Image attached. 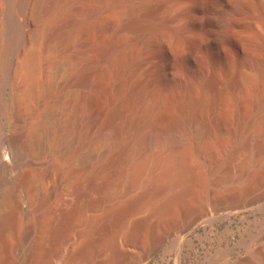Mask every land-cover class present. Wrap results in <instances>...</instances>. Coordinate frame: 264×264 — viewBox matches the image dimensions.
I'll use <instances>...</instances> for the list:
<instances>
[{"label":"rangeland","instance_id":"obj_1","mask_svg":"<svg viewBox=\"0 0 264 264\" xmlns=\"http://www.w3.org/2000/svg\"><path fill=\"white\" fill-rule=\"evenodd\" d=\"M7 2L0 0V51L8 13L15 16L22 32L20 42L7 60L1 62L0 56V160L9 161L12 155V136H15L19 145H29L34 139L32 137L37 135L41 139L45 136L44 149L46 155L51 156L47 158H54L51 155L54 152L62 155L72 138L69 130L72 123L68 117L72 114L75 117L82 115V111L72 107L75 96L88 100L89 112L99 120L106 115L111 104H116L122 113L113 119V124L125 125L129 134L138 128L149 130L151 126L147 122H139L138 118L143 117L144 106L149 104L152 97L157 102L160 98V104L154 107L155 118H152V124L163 129L168 122V107L165 104L172 95L167 85L176 76L181 103L186 104L192 98L190 96L201 93L211 99L204 112L206 132L198 134L200 123L195 121L188 131L182 129L176 133L175 147L202 154L222 141L227 144L217 163L212 164L209 160L204 163L208 166L205 170L211 171H203L207 179L203 191L205 196L221 198L228 190H236L233 188L245 181L249 171L264 160V119L261 117L264 110V75L259 73L264 66V0H23L20 7L11 6ZM56 7L58 9L52 17V10ZM126 7L131 10L125 13ZM112 20H117L119 26L115 25L107 31L98 27L100 23L109 24ZM50 21L53 24L49 25ZM141 21H153L158 30L154 28L156 30L144 31ZM172 30L176 31V41L165 38L164 34H171ZM123 40L131 45H126ZM95 43L108 47L109 55L92 48ZM77 44L86 50V56L75 55L70 57L71 60L65 55L73 51ZM29 53L35 54L37 62V84L32 92H27L25 78V59ZM127 54L133 55L131 69L124 74L113 73L115 65L130 57ZM181 54L188 56L185 66L190 69L198 66L199 75L209 80L210 83L201 92L195 89L191 91L190 77L184 72L179 73ZM87 59L95 60L94 65L86 66L84 63ZM77 74L79 76L75 77ZM6 76H9V81H6ZM147 81L151 93L146 88L144 94L147 92L151 97L146 95L145 100L149 102L145 101L146 105L143 106L144 100L140 101L135 94H140L138 88L141 82ZM158 85L163 87L162 92L152 94L153 88V91L157 90ZM135 87L137 91L133 90ZM44 117L51 118L53 126L50 123L47 126ZM197 123L199 127H196ZM95 131L96 127H90L86 131V142L73 144L76 152H70V157L58 156V159L55 156L54 161L76 165L79 159L89 154L101 152L109 155L112 151L110 145L95 141ZM154 147L152 141L147 142L146 154H151ZM83 176L78 175L79 184L73 194H76L74 198L77 199L70 196L63 205L64 210H68V216L62 221L64 225H59L63 229L56 230L61 233H58L55 245L53 241L50 244L51 251L58 254L53 255V264H59L68 253L67 245L75 238L70 230L79 226L81 218H72L74 209H82V215L87 211L92 212L89 211L91 203H96V208H99L98 204H102L107 192L99 184L96 191L92 190L93 184ZM9 180L11 177L8 176L7 181L0 185V201L9 191ZM132 190V193L137 191L136 187ZM17 194L25 205V193L18 190ZM246 197L249 198L248 203L232 208L228 215L216 218L209 224L204 221V217H174L172 209L168 208L170 206L165 205L167 209L163 208L160 218L164 215L163 220L169 217L172 219L163 224L164 231L160 230L153 250L138 264H264V184ZM23 210H26L25 206ZM145 212L142 214L148 215ZM155 219L151 218L153 221ZM10 223L9 230L7 226L2 227V230L5 229V233L0 231L3 236L11 233L15 225L25 224L17 220ZM137 236L139 239L136 243L140 241L141 233ZM11 238L3 247L10 251V264H17L19 256L27 253L28 239L26 234L17 241ZM8 243L13 244V250H9ZM125 262L123 256L111 264Z\"/></svg>","mask_w":264,"mask_h":264},{"label":"bare ground","instance_id":"obj_2","mask_svg":"<svg viewBox=\"0 0 264 264\" xmlns=\"http://www.w3.org/2000/svg\"><path fill=\"white\" fill-rule=\"evenodd\" d=\"M7 1L9 2H7L8 4L16 7H20L23 2V0ZM126 8V11H124L125 13L131 10L128 7ZM57 9L58 7L52 10V17L56 14ZM127 14H129V12ZM113 20L112 22L115 21ZM112 22L109 24L108 22L100 23L98 27L106 29L107 31V29H113L115 25L119 26L116 24L117 20L114 22L115 24ZM49 23V25L53 24L51 21ZM143 23L145 22L141 21L142 25H140L141 28L143 27L144 31L154 28L157 29L158 27H156L157 24H154L153 21L147 22L144 25ZM189 23L188 21V24ZM5 25L4 42L0 51V56L2 58L1 62H5L10 53L18 45L22 32L20 30V23L11 13H8ZM134 25L136 26L139 24L136 23ZM43 26L44 25H42V27ZM141 28L138 27V29ZM172 31L171 34H164L165 38L168 41L171 39H174V41L178 40L176 31H173V33ZM125 41L127 42L128 40L126 39ZM132 45L135 44L132 43ZM92 48L99 49V51L101 50L102 53L104 52L106 55H109L108 52H110L108 47H104V45L97 43H95ZM85 51L82 45L77 44L74 50L67 52L65 56L69 58L75 57V55L85 57ZM130 54L132 53L130 52ZM130 54H127V56L130 57L126 56L128 59L125 60V62H121L122 64L119 62L120 64L115 65L113 73L124 74L131 69L133 55ZM70 59L72 60V58ZM180 60L181 62L178 65L179 73L184 72L188 74L191 79L189 84L192 88L191 91L195 89V91L198 90L201 92L210 83L208 82L209 80L207 81L199 75L198 66L195 67V69H190L185 66V63L188 61V56L186 54H181ZM36 63L35 54L29 53L25 59L27 92H32L34 86L37 84L35 76ZM94 63L95 60L87 59L84 64L86 66H91L94 65ZM259 73L264 75V66L260 68ZM77 76L79 75H75V77ZM6 81H9V76H6ZM141 83L139 86L140 89L138 88V93L140 94H134L138 96L137 99L144 100H140L143 101L144 106L149 102L145 100L147 99V92L144 94L146 88H148L149 93L151 92L149 87H147L150 86L148 85V81ZM158 86L155 91H153L155 88H153V90L150 88L152 94L155 93L156 95L162 92L163 87ZM118 87L121 88L123 86ZM137 87L133 90H136ZM167 87L172 91L171 97L168 96L170 98L166 101L168 105L165 104V107H168V112L166 113L168 115L167 126L160 129L152 124V118H155L154 107H156L157 103L160 104V98H158L157 102V100H154L152 97L149 104H147L146 107L144 106L145 110H143V117L138 118L140 119L139 122H147L151 127L147 131L138 128L133 134H129L128 127L123 124V126H114L113 119L122 113L119 109L120 107L118 108L116 104V106L111 104L110 106L112 107H110L107 113L105 112L106 115L100 117L101 119L99 120L89 112L87 99V101L84 99L83 101L81 97H72L73 109L79 110L80 112L82 111V115L80 114L79 117H75L76 115L72 114L68 117V120L72 123V126H69V130L71 131L69 132L72 133L71 141L68 143V146L65 145L67 147L64 149L65 153L63 152L62 155L61 153L59 155L57 154L58 152H54L51 155L54 158L55 156H57V158L58 156H65L68 158L70 152H76L73 146L74 143L78 142L77 144H82L86 142V131L92 126L96 127L94 136L95 141H103L106 142L107 145H110L109 147L112 151L109 155H105L101 152L89 154L79 159L78 164L72 165L70 163L68 165L65 163V165L67 164L65 166L62 164L63 161L61 162V160L55 159L56 161H54V158H47L50 155L47 156L48 154L46 155L44 149L45 142L43 141V137L45 136H42V139L38 135L32 137L34 139L29 145H19L15 136L10 138L12 155L9 156V161L0 160V185L7 181L8 176L11 177V180H9V191H7L6 197L4 196V199L2 197L3 200L0 201V231L5 233V229L2 230V227L6 226L9 230L8 227H11L10 221H23L25 224L23 226L12 224L15 225L13 231L4 236L2 232H0V264H10V260H12L10 251L5 250L3 247L4 243H6L7 240L10 242L11 240L9 239L11 237H13L11 239L17 241L25 234L28 239V245L26 246L28 250L26 254L19 256V262L17 264H53L52 257L58 254L51 251L50 244L52 241V243H54L56 239L59 238L58 235L61 232L56 230L61 228L59 227L60 223L68 216V210L65 211L66 209L64 210L63 208V205L69 200L67 198L72 196L74 200L77 199L74 198L76 194H73L77 184H79V174L84 175L82 178L85 177L86 180H89V182L91 181L90 183L93 184L92 190L96 191L97 184H99L98 186L106 188L107 192L106 194L104 193V197L102 196L104 204L103 202V205L98 204L100 205L99 208H96V203H93V205L91 203L89 211L92 212H88L85 208L87 212L84 211L90 214L87 215L85 213V215L84 212H82L84 214L82 215L80 213V211H83L82 209L80 211L79 209L78 211L74 209V213L71 214L72 218H81V220L78 223L79 226H77L75 230H70L75 238L67 245L68 248L62 243V245L67 248L68 251L66 248L65 250L68 253L61 258L59 264H111L123 258V256L126 259L125 264H138L153 250L155 243L159 239L157 236L161 233L160 230L162 227H164L163 224L167 223V220L172 219L169 217V219L163 220L165 217L164 215H162V219L160 218L161 214H163V210L166 208L165 205L170 206L168 208H170V210L172 209L171 212L174 217L191 216L193 219H202L204 217L206 223H211L216 218H223L228 215L232 208L243 206V204L249 202V198L246 196L264 184V160H261V162L259 161V164L249 171L245 181L235 186L238 189L234 187L233 189L236 190H228V193L221 198L205 196L203 191L207 185V179L203 176V171L206 173L207 170L205 169L208 166L207 164L204 165V163H206L207 160L212 162V164L213 162L214 164L217 163L220 160V153L224 152L227 148V144L222 141L224 144L221 142L220 144L213 145L209 151L202 152V154L196 151L178 149L175 146L177 145L176 133L182 129L188 131L189 126L195 121H199L200 123V128H197V131L199 129L198 134L199 132H206L205 127H207V124L205 126L206 118L204 112L207 110L206 108H208L209 99L211 98L209 96L205 97L203 96L204 94L201 93L196 96H190L192 98L188 99L186 104L181 103L178 76H176ZM131 92L133 94V91ZM157 97L154 98L157 99ZM135 98L136 97H134V99ZM137 99L136 102L138 101ZM261 117L264 119V110L261 113ZM50 119L46 117L44 120L47 126L51 122ZM50 125L52 124L50 123ZM197 125L196 127H199L198 123ZM151 141L154 143L155 147L150 151L151 154H146V143H151ZM51 159H53V161ZM208 172L211 171L209 170L207 173ZM138 174L141 176H138ZM76 176L77 178H75ZM133 187H136L137 191L135 193H132ZM18 190H22L25 193V205L22 204L17 194ZM24 206L26 210H23ZM145 211H147L148 215L142 214ZM82 216L84 217L82 218ZM152 217L156 219L153 221L151 220ZM73 224H75V221ZM61 229H63V227ZM138 233H141L140 241H138L139 244L138 242L136 243L139 239L136 238ZM137 237H139V235ZM8 244L10 245L9 250H13V244ZM136 244H138V246Z\"/></svg>","mask_w":264,"mask_h":264}]
</instances>
